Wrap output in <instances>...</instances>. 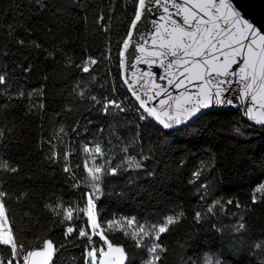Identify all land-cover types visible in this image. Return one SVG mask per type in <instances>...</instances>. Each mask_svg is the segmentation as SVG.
Wrapping results in <instances>:
<instances>
[{"label": "trees", "instance_id": "trees-1", "mask_svg": "<svg viewBox=\"0 0 264 264\" xmlns=\"http://www.w3.org/2000/svg\"><path fill=\"white\" fill-rule=\"evenodd\" d=\"M137 1L0 0V74L7 76L0 86V161L17 169L0 167V191L8 194L6 210L18 242L30 250L51 239L58 248L54 264H83L87 239L65 237L68 222L61 224L55 213L62 211L58 204L85 205L92 181L82 147L99 145L112 167L124 161L99 181L102 226L132 217L159 224L182 213L161 235L166 251L160 264H262L264 195L257 193L253 203V191L264 183V128L225 110L171 132L150 119L140 121L118 59ZM88 57L98 63L84 73L78 65ZM106 100L121 102L124 111H103ZM85 220L81 214L72 224L86 227ZM240 223L244 228L237 231ZM107 234L125 248L126 264H144L143 247L121 231ZM0 257L10 258V251L0 246Z\"/></svg>", "mask_w": 264, "mask_h": 264}, {"label": "snow or ice", "instance_id": "snow-or-ice-1", "mask_svg": "<svg viewBox=\"0 0 264 264\" xmlns=\"http://www.w3.org/2000/svg\"><path fill=\"white\" fill-rule=\"evenodd\" d=\"M153 11L159 13V18L151 22L152 32L147 38L141 36V41L135 42L134 32L140 31L139 23ZM18 43L23 45L24 41ZM118 59L121 69L127 70L128 66L135 69L141 63L149 67L148 71L139 74L133 71L134 79L123 78V84L139 102L137 111L142 109L145 113L140 117L142 120L150 117L164 128H172L212 105L233 104V99L225 94L236 88V99L244 108V116L264 125V31L246 19L232 0H138ZM97 63V59L88 57L78 67L82 72L89 73ZM153 65L163 69L158 78L151 70ZM158 80L166 83L161 85ZM6 84V74H0V86ZM140 90H143V98ZM18 95L23 96L24 92L20 91ZM91 99L100 103L96 97ZM152 101L157 103L153 105ZM110 107L124 111L121 102L116 100H106L103 111L107 112ZM60 131L63 132V129ZM122 151L127 152V148ZM82 152L89 157L83 168L92 181V190L85 193L83 207L58 204L62 211L55 214L62 217L61 224L68 222L65 237L78 233V238L87 239L83 264H126L128 254L125 248L113 243L107 234L113 231L123 232L135 241L137 247L145 249L148 258L144 264H160L166 251L160 242L161 235L183 214L168 215L159 224L140 223L132 217L122 218L123 222L113 219L102 226L96 203L97 193L100 192L99 181L105 174H116L124 161L120 166L112 167V158L99 145L92 148L84 145ZM64 155L67 160L71 153ZM97 158L103 159L104 163L97 166ZM128 162L130 167L133 166L131 158ZM134 166L142 167L139 162ZM0 167L13 173L17 171L4 161H0ZM64 170L70 172L71 168L66 166ZM200 174L197 171L193 175L199 178ZM76 186L79 187L78 184ZM257 193L264 195V183L254 189L253 203L260 199ZM7 195L0 191V246L10 251V258L0 257V264H54L53 257L58 248L51 239L38 241L30 250L24 243L18 242L6 210ZM219 203L216 201L210 205L208 211L212 212ZM81 214L86 218V227L77 228L72 222L81 219ZM196 219H200V213H196ZM243 228L244 224L240 223L236 230ZM255 247L260 248L261 244Z\"/></svg>", "mask_w": 264, "mask_h": 264}, {"label": "water", "instance_id": "water-1", "mask_svg": "<svg viewBox=\"0 0 264 264\" xmlns=\"http://www.w3.org/2000/svg\"><path fill=\"white\" fill-rule=\"evenodd\" d=\"M234 6L241 12V14L248 19L250 22H252L256 27L264 31V0H232ZM138 3V1H137ZM137 7V5H136ZM159 18V13L157 11H153L146 14L145 18H142V21L139 23V32H134V40L135 42L141 41V36L147 38L149 34L153 30L152 21ZM130 26V25H129ZM129 30V29H128ZM128 32V31H127ZM122 46V44H121ZM121 49V48H120ZM133 52L135 53V49L133 48ZM120 70V77L121 81L123 83V78L128 77L130 80L134 79L135 77L132 76V72L135 71L137 74H139L141 71H148L149 67L146 64H139L135 69H132L131 66L127 67V70L121 69L119 65ZM153 72L157 74V78L160 74L163 73V69H160L157 65H153L152 69ZM158 82L161 85H164L165 81ZM124 85V84H123ZM125 89L129 93L131 99L134 101V103L139 107V102L135 100V98L131 95L126 85H124ZM176 91V90H173ZM238 89L234 88L232 91L226 93L225 95L229 98L233 99V104H221V105H212L206 109H202L199 113H197L196 116L191 118L190 120L180 124V125H174L172 128H164L162 125H160L156 120L149 117V119L161 130L171 132L178 130L180 128L185 127L188 124H191L198 118L199 116L212 111V110H225V111H237L240 112L242 118L245 120L246 123L249 125L255 127V128H264V125L256 124L253 121H250L246 116H244V108L240 106L238 99H236ZM139 94L143 98V90H140ZM157 101H152L151 104H156Z\"/></svg>", "mask_w": 264, "mask_h": 264}, {"label": "built area", "instance_id": "built-area-1", "mask_svg": "<svg viewBox=\"0 0 264 264\" xmlns=\"http://www.w3.org/2000/svg\"><path fill=\"white\" fill-rule=\"evenodd\" d=\"M134 102V101H133ZM139 107L136 105V108L134 109V113H135V116L139 118L140 121H144L142 119H140L141 115H145V113L143 112L142 109H140L139 111H137ZM149 119V118H148ZM88 243V242H87ZM87 245V244H86ZM86 245H85V248H84V252L83 254L85 253V250H86ZM84 257V256H83Z\"/></svg>", "mask_w": 264, "mask_h": 264}]
</instances>
